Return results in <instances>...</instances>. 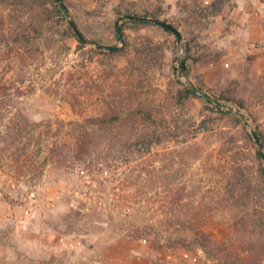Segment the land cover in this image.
Listing matches in <instances>:
<instances>
[{"label": "rangeland", "instance_id": "374dc122", "mask_svg": "<svg viewBox=\"0 0 264 264\" xmlns=\"http://www.w3.org/2000/svg\"><path fill=\"white\" fill-rule=\"evenodd\" d=\"M119 1L68 0V5L86 37L123 47L115 36L117 20L112 11ZM124 1L157 9L160 19L171 21L181 32L178 41L154 24L125 30L130 40L147 36L164 43L163 66L150 72L151 85L144 91L153 103L175 88L180 72L172 66L178 67L183 60L186 79L210 93L220 78H236L251 88L257 76L264 75V0ZM67 43L68 53L47 52L26 62L14 52L0 53V76L11 85V103L31 121L53 123L35 131L29 150L16 162L12 151L5 148L11 114L0 117V264H223L225 258H247L236 245L228 247L233 250L211 248L207 256L194 242L188 217L165 215L168 192L154 180L162 164L159 158L164 153L178 154L187 146L185 160L174 166L178 174L175 171L172 178L176 176L187 189L195 190V204L203 197L211 204L219 189L218 178L210 173L211 163L224 161L218 152V136L230 127L202 123L206 111L201 99L189 106L176 136L143 146L142 157L139 152L123 158L120 154L106 156L101 146L98 157L42 167L52 141L66 139L65 133L55 135V122L82 121L101 114L105 104L96 86L123 79L121 70L127 64L124 55L111 59L117 78L106 79L97 58L89 62V54L77 51L74 38ZM188 47L196 61H185ZM74 84L80 86L76 88L80 98L73 105L68 88ZM257 116L264 123V108L258 107ZM245 150L252 164V155ZM196 154L201 158L195 160ZM200 211L205 214L202 230L211 241L222 242L228 233L229 214L208 208L205 202ZM145 225L153 229H146L147 235L141 237L135 230Z\"/></svg>", "mask_w": 264, "mask_h": 264}, {"label": "trees", "instance_id": "16d2710c", "mask_svg": "<svg viewBox=\"0 0 264 264\" xmlns=\"http://www.w3.org/2000/svg\"><path fill=\"white\" fill-rule=\"evenodd\" d=\"M112 11L116 20L122 16L119 21L122 37L115 31L116 39L120 43L124 41L120 49H107V46L119 45H104L99 40L86 37L71 17L68 0H0V53L14 52L22 62H26L29 58L37 59L40 54L47 52L68 53L70 47L67 40L74 38L77 51L89 54V62L98 59V63L104 67L106 79L110 76L117 78L111 59L121 55L127 59V64L121 70L123 79H116L118 82L112 80L107 88L102 83L96 86L105 110L82 121L57 120L55 135L59 137L65 133L66 139L63 142H59L58 138L52 141L40 164L42 167L49 163L62 167L69 160L81 161L93 155L98 157L101 146L106 156L120 154L123 158L135 156L139 152L138 156L142 157L143 146L159 144L176 136L183 128L189 106L196 99H201L206 111L202 123L209 127L214 122L220 125L225 123L230 127L229 130H222L218 136V152L224 161L219 160L217 165L211 163L210 173L218 178L219 189L211 199V204L207 198L204 201L205 197L195 204L196 196L192 197L195 190L187 189L185 183L179 182L176 176L172 178V175L178 174L176 169L173 170L174 166L186 157L187 146L178 154L164 153L159 158L162 164L155 170L154 180L168 192L169 210L165 215L188 217V221L192 222L194 242L202 247L207 256L211 248L233 250L228 248L233 245L240 247L247 256L232 261L225 258L223 264H264V123L259 122L257 116L258 107L264 108V75L257 76L251 88L236 78H220L215 83V91L210 93L203 86L187 80V71L179 62L178 67L175 64L172 66L181 75L177 74L175 88L169 90L157 104L153 103L147 99L144 91L151 85L150 72L163 66L164 43L147 36L130 40L125 30L154 24L176 34L157 23L125 16L136 14L160 19V13L153 7L120 0ZM87 13L100 15L96 11ZM163 20L172 24L165 18ZM87 43L93 46L87 48ZM187 51L189 54L185 61L198 59L191 54L189 47ZM181 77H185V80ZM77 86L80 87L74 84L68 88L73 105L80 98L76 94ZM10 91L11 85L0 76V117L11 114V121L6 125L5 148L12 151L11 157L17 162L29 150L35 131L45 124L52 127L53 123L31 121L11 103ZM3 107L7 110L3 111ZM241 140L245 144L239 145ZM245 147L252 155V164L247 161ZM200 158L198 154L194 157L195 160ZM202 201L208 208L221 209L230 216L228 233L220 243L211 241L202 230L205 221V214L200 211L204 203ZM190 210L193 211L189 213ZM146 229H153V226L145 225L135 231L142 237L147 235Z\"/></svg>", "mask_w": 264, "mask_h": 264}, {"label": "water", "instance_id": "95a60500", "mask_svg": "<svg viewBox=\"0 0 264 264\" xmlns=\"http://www.w3.org/2000/svg\"><path fill=\"white\" fill-rule=\"evenodd\" d=\"M125 16L127 17H132V18H135V19H140V20H147V21H151V22H154V23H157L169 30H171L172 32H174L177 36V40H181V32L179 31V29L174 26L173 24L165 21V20H162V19H159V18H154V17H148V16H141V15H136V14H125ZM122 17V16H121ZM121 17H119L116 21V30L118 32V35L119 37H122V33H121V30H120V27H119V21L121 19ZM76 32L78 33V31L76 30ZM79 34V33H78ZM124 44V41L122 42V45ZM122 46H119V47H109L107 46L106 48L107 49H120ZM182 63V66L183 68H185V62L184 60L181 62ZM256 140L259 142L258 138H256ZM259 147L261 148V144L259 143ZM263 155V158H264V153H262Z\"/></svg>", "mask_w": 264, "mask_h": 264}]
</instances>
